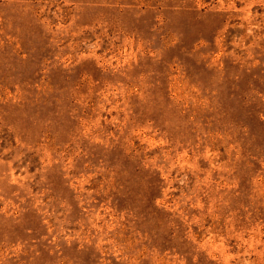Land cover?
<instances>
[{"label":"rangeland","instance_id":"obj_1","mask_svg":"<svg viewBox=\"0 0 264 264\" xmlns=\"http://www.w3.org/2000/svg\"><path fill=\"white\" fill-rule=\"evenodd\" d=\"M0 264H264V0H0Z\"/></svg>","mask_w":264,"mask_h":264}]
</instances>
